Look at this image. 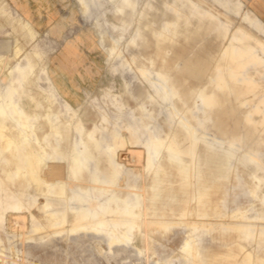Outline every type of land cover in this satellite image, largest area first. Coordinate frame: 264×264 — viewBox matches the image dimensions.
Masks as SVG:
<instances>
[{
  "label": "rangeland",
  "instance_id": "rangeland-1",
  "mask_svg": "<svg viewBox=\"0 0 264 264\" xmlns=\"http://www.w3.org/2000/svg\"><path fill=\"white\" fill-rule=\"evenodd\" d=\"M83 4L84 17L78 0H0V94L24 73L21 90L38 104L25 120L0 99V264H264V0ZM96 31L106 32L102 44ZM142 72L161 75L166 100ZM17 130L58 167L85 146L88 170L60 173L48 193L20 148L1 141L20 147ZM149 140L163 144L152 166L113 174L110 161ZM83 189L102 235L78 229L69 211L81 208L73 197ZM46 202L65 212L58 229L45 222ZM135 220L132 240L108 246V228Z\"/></svg>",
  "mask_w": 264,
  "mask_h": 264
},
{
  "label": "bare ground",
  "instance_id": "bare-ground-1",
  "mask_svg": "<svg viewBox=\"0 0 264 264\" xmlns=\"http://www.w3.org/2000/svg\"><path fill=\"white\" fill-rule=\"evenodd\" d=\"M83 6H82V14L84 15L88 12V8L84 6L83 0H78ZM244 21L247 20L246 17L243 18ZM100 44L104 41V34L106 32L96 31L95 32ZM247 33V32H246ZM233 53H238L235 50H232ZM238 55H240L238 53ZM255 62L262 63L263 61L260 58H255ZM143 77L145 81L148 83L150 87L153 88V90L159 89L163 92V100H166L167 98V90L164 87V85L158 81V78L161 77V75L157 74L156 78L153 79L150 77V75L147 72H142ZM25 77L24 73H19V77L13 81V83L7 88V90L0 94V99L6 100L8 102V105H10L11 110L13 113H16L20 118L28 119L30 114V109L37 108L38 104L35 100V97L31 96L30 94L24 93L21 89V82L23 81ZM17 97L18 106L12 102L13 96ZM198 97L202 100L203 104L206 106H212L214 103V100L211 96H205L202 92L198 93ZM20 105V108H19ZM202 107V106H201ZM201 109V108H200ZM4 114V107L3 104L0 102V115ZM169 119V118H168ZM180 124L189 132L192 139H196L195 131L192 129V127L188 124V122L184 120H180ZM1 129V126H0ZM18 134L21 135V146L13 141L10 138H2V143L6 149H10L11 147L20 148V151H18V154L20 157V163H26L29 164V171L32 173V179L35 182H38L39 179H43L44 184L47 188V192H54L53 185L54 182L57 179L58 175L63 172V175H66L67 173L70 174L71 177L75 179H79L81 177L82 173L86 170H88V162L90 160V155L87 152V148L84 146L83 149H75L74 153L72 154L69 167H64V163L60 165V167L53 164L54 159H51V162H48L44 155L38 154L34 150V145L32 142L26 137V132L23 130H17ZM115 132V131H114ZM163 147V144L159 141H153L149 140L144 145V150H127L125 154V159L119 161V165H116L113 161H110V167L113 171V174L116 175L119 173L118 166L125 165V166H136L139 164L146 163L147 167H150L153 165L154 161L159 157V154L161 153V149ZM22 150V152H21ZM165 150L169 153V158L171 160H177L180 165H182L181 159L179 158V151L177 149H174L172 146H167ZM124 153V152H123ZM122 154V153H121ZM118 154H116L117 157ZM172 155H175L172 156ZM189 155L191 157L196 156L195 149H191L189 151ZM123 158V157H122ZM193 164V163H192ZM157 168H161L160 164H156ZM25 167V166H24ZM183 167V166H182ZM21 168V164L17 165V169ZM26 168V167H25ZM27 169V168H26ZM36 173H33V172ZM183 176L187 179L189 173L187 172V169H182ZM50 178L49 180L47 178ZM191 181L187 180L185 185H190ZM64 193V185L61 184V188L59 191V195H62ZM73 200H75L76 203H79L81 205V208L79 209H70L69 211L77 217L79 221L78 229L80 230H87L95 235H102L104 232V229H106V223L103 218L100 217V213L96 212L95 210L91 209L90 203V194L87 189H83L81 194H76L73 197ZM50 203L46 202L43 205V210H45L46 218L45 222L49 224L51 228L58 229L60 228L64 221H65V212H62L59 214L58 210H49ZM19 208V206H17ZM103 212L106 211V208H102ZM129 214H131L136 220L139 219L140 214L137 212V206H135L132 210L128 211ZM172 213L175 214V211L172 210ZM182 215V214H180ZM99 218L96 221H93L95 218ZM89 221L88 224H85V221ZM135 221H132L130 223V226H128V222L121 221L116 222L111 228H108L107 231V239L106 242L108 246H114V245H124L126 242L132 240V237H134V233L138 230V224ZM161 224H164L162 221ZM10 223V222H9ZM12 223V222H11ZM131 228L132 232L129 234ZM58 232V231H57ZM261 234V233H260ZM193 240H187L182 246L181 249L183 251L189 250L192 248L193 243L191 242ZM196 256L194 255V259Z\"/></svg>",
  "mask_w": 264,
  "mask_h": 264
}]
</instances>
